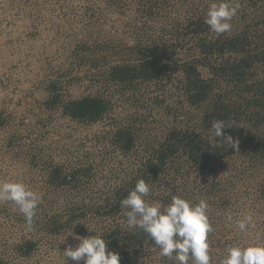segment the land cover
<instances>
[{
	"label": "trees",
	"instance_id": "trees-1",
	"mask_svg": "<svg viewBox=\"0 0 264 264\" xmlns=\"http://www.w3.org/2000/svg\"><path fill=\"white\" fill-rule=\"evenodd\" d=\"M106 2L126 20L123 37L112 30L103 43L82 41L72 51L95 92L64 98L60 83L50 81L44 106L77 124L107 127L85 160L46 166L47 191L75 197L42 198L39 229L56 235L92 222L120 264H173L145 233L126 226L120 201L143 179L149 202L162 207L173 194L207 201L210 254L221 259L234 245L227 217L264 207V0H230L239 8L220 36L204 23L214 0ZM213 120L232 126L224 133L238 149L212 135ZM89 188L95 195L82 196ZM35 245L25 239L17 252L28 256Z\"/></svg>",
	"mask_w": 264,
	"mask_h": 264
},
{
	"label": "rangeland",
	"instance_id": "rangeland-1",
	"mask_svg": "<svg viewBox=\"0 0 264 264\" xmlns=\"http://www.w3.org/2000/svg\"><path fill=\"white\" fill-rule=\"evenodd\" d=\"M125 25L106 0H0V182H22L50 202L75 197L47 191L46 166L85 160L107 124L83 126L58 109H46V87L58 81L64 98L93 94L95 88L83 75L87 68L72 51L82 41L103 43L112 30L124 32ZM95 193L89 188L82 196ZM52 210L58 211L57 206ZM249 214L254 226L241 233L235 220ZM232 217L226 233L234 245H264V207L235 211ZM43 219V214L35 217L33 229L27 231L18 209L0 202L2 264H63L62 252L78 243L75 237L93 235L97 228L86 221L50 235L39 229ZM25 239L36 245L28 256H21L17 245ZM221 259L215 257L212 264Z\"/></svg>",
	"mask_w": 264,
	"mask_h": 264
},
{
	"label": "clouds",
	"instance_id": "clouds-1",
	"mask_svg": "<svg viewBox=\"0 0 264 264\" xmlns=\"http://www.w3.org/2000/svg\"><path fill=\"white\" fill-rule=\"evenodd\" d=\"M239 5L233 6L230 0H214L205 14L204 23L217 36L231 31L232 19L237 15ZM223 120H213L209 131L216 138L223 137V144L238 149L239 141L224 133ZM171 191V189H170ZM150 185L143 179L137 180L134 188L120 201L126 210V226L138 229L151 239L159 249V257L167 258L173 264H212L209 234L214 231L210 222L206 200L193 203L173 194L166 206L151 203ZM0 202H10L23 215L25 229H33L34 218L38 215L42 196L22 182H0ZM232 221L233 217H227ZM241 233L253 227V216L245 215L235 220ZM72 236V235H71ZM78 243L68 246L63 253V264H120V256L107 248V243L99 235L75 237ZM219 264H264V245H229L226 255Z\"/></svg>",
	"mask_w": 264,
	"mask_h": 264
}]
</instances>
